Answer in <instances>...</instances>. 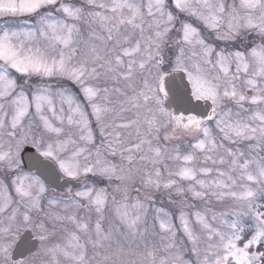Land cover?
Listing matches in <instances>:
<instances>
[{
	"label": "snow or ice",
	"instance_id": "obj_1",
	"mask_svg": "<svg viewBox=\"0 0 264 264\" xmlns=\"http://www.w3.org/2000/svg\"><path fill=\"white\" fill-rule=\"evenodd\" d=\"M0 20V264H264V0Z\"/></svg>",
	"mask_w": 264,
	"mask_h": 264
},
{
	"label": "rangeland",
	"instance_id": "obj_2",
	"mask_svg": "<svg viewBox=\"0 0 264 264\" xmlns=\"http://www.w3.org/2000/svg\"><path fill=\"white\" fill-rule=\"evenodd\" d=\"M4 24L3 20H0V25ZM211 39V37H209ZM222 44V43H221ZM187 142V138H185L182 142H178V141H171L170 144H175V143H182V144H186ZM211 166V165H209ZM75 189V188H74ZM178 198L176 196L175 193H173V199ZM158 200L161 202L159 206H163V207H169L168 205V200H167V192H165L164 190H162L159 194H158ZM150 218H151V213L149 214Z\"/></svg>",
	"mask_w": 264,
	"mask_h": 264
},
{
	"label": "water",
	"instance_id": "obj_3",
	"mask_svg": "<svg viewBox=\"0 0 264 264\" xmlns=\"http://www.w3.org/2000/svg\"><path fill=\"white\" fill-rule=\"evenodd\" d=\"M30 151H31V149H30ZM60 184H61V185H64V180H63V179L60 181ZM70 185H73L74 187H76L75 184H68V185H66L65 187H68V186H70ZM59 191H64V188H60Z\"/></svg>",
	"mask_w": 264,
	"mask_h": 264
}]
</instances>
